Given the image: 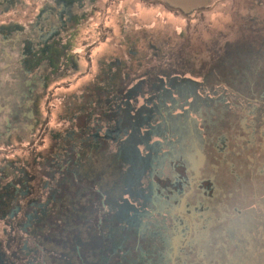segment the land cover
Masks as SVG:
<instances>
[{
  "label": "rangeland",
  "instance_id": "obj_1",
  "mask_svg": "<svg viewBox=\"0 0 264 264\" xmlns=\"http://www.w3.org/2000/svg\"><path fill=\"white\" fill-rule=\"evenodd\" d=\"M6 1L0 31L21 35L22 69L40 76L22 78L25 92L29 77L37 91L32 109L39 142L32 158L39 173L54 178L47 184L38 178L43 199L36 224L24 223L18 233L20 264H81L75 248L83 241L85 264H111L136 241V232L112 222L111 211L120 208L122 196L135 194V187L139 192L147 187L148 166L157 168L162 152L160 127L170 124L167 113L170 130L181 126L188 137L197 119L193 130L200 134L210 110L200 97L208 91L214 93L208 99L219 103L211 107L221 108L220 95L226 97L224 104L243 105L242 94L255 91L259 82L264 87V48L257 47L264 44V0H223L195 19L155 0ZM41 26L51 37L35 30ZM37 43L43 46L36 48ZM239 45L240 59L249 66L242 73L239 58H227ZM121 85L129 98L115 99ZM191 85L200 97L186 101ZM115 102L122 103L118 122ZM148 117L154 120L148 127L156 129L152 137H146ZM20 156L24 160L25 154ZM73 173L86 182L84 228L79 227L81 195ZM59 182L69 185V197L59 194L58 201L43 202ZM112 234L118 241L127 237L115 255H110Z\"/></svg>",
  "mask_w": 264,
  "mask_h": 264
},
{
  "label": "flooded vegetation",
  "instance_id": "obj_2",
  "mask_svg": "<svg viewBox=\"0 0 264 264\" xmlns=\"http://www.w3.org/2000/svg\"><path fill=\"white\" fill-rule=\"evenodd\" d=\"M155 1L195 19L223 0ZM257 47L262 49L264 44ZM241 49L239 45L238 51ZM20 53L18 42L7 43L0 31V264H20L18 233L24 223L36 224L43 199L38 178L46 184L54 179L53 173H39L36 158H32L40 125L32 109L35 90L30 81L26 82L28 93L22 88ZM239 61L243 64L239 72H245L249 66L243 59ZM259 79L254 76L253 82ZM254 89L241 95L246 98L243 105H226L225 95H220L218 101L224 106L210 107L203 133L193 130L197 119L192 121L188 137L183 127L171 129L172 133L171 125L162 124L164 139L158 145L162 152L158 167L148 166L147 187L142 192L135 187L137 192L127 196L125 215L120 208L111 211L115 225L123 223L127 233L136 232V241L126 242L128 251L111 264H264V87L259 82ZM210 93L214 94L208 91L207 100ZM149 123L147 120V127ZM155 132L148 127L150 137ZM170 135L173 140H167ZM66 175L63 178L68 180ZM72 176L81 195L79 227L84 228L86 182L74 173ZM68 186L59 182L43 202L58 201L59 194L68 198ZM94 192L101 199L100 192ZM118 238V234L109 238L110 255L121 251L119 245L127 237ZM139 238L142 243L137 245ZM84 244L87 242L75 248L81 264H85L84 252L80 253Z\"/></svg>",
  "mask_w": 264,
  "mask_h": 264
},
{
  "label": "trees",
  "instance_id": "obj_3",
  "mask_svg": "<svg viewBox=\"0 0 264 264\" xmlns=\"http://www.w3.org/2000/svg\"><path fill=\"white\" fill-rule=\"evenodd\" d=\"M263 44V43H262ZM228 53H229V57H227V58H229V59H240L241 58V56H240V52L238 51V49L237 48H230V50L228 51ZM231 53V54H230ZM221 59H222V57H221ZM224 60H226V58L224 59ZM193 86H195V85H191V86H187V89H190V91H186L185 93H184V95H185V97H186V101H187V99H189V98H194V101L198 98V97H200L198 94H199V92L197 91L196 93H198V94H193L194 93V90L193 89H195V88H193ZM122 85H121V89L120 90H118L116 93H115V95H114V97H115V99H126L127 97H128V92L126 93V92H122ZM196 95H197V98H196ZM129 98V97H128ZM192 98V99H193ZM206 104H207V106H209V107H211L212 105H213V103H216L215 102V100L213 101V99L212 100H207V98L205 97V98H202V97H200ZM217 101V100H216ZM130 102V104H132L131 103V101H129ZM119 102H115V109H116V111H115V116H114V118H115V121L116 122H118L119 121V116H118V111H119V109L121 108V106L120 105H122V103H119ZM130 108H131V110H133V108H132V106H130ZM195 110H188V112L192 115H195L194 112ZM150 113H152L153 114V117L155 116V115H157V114H155L154 112H150ZM185 114V113H184ZM167 118H168V120H169V122H170V124L172 125V123H171V121H170V116H169V113H167ZM148 122H154V120H153V118H152V120H149V117H148ZM196 123H197V121H196ZM169 124V123H168ZM169 124V125H170ZM149 129L152 131L153 129H155L154 127H149ZM143 130H145L144 129V126H143ZM172 130H175V129H172ZM155 131V130H154ZM153 131V132H154ZM173 133V132H172ZM140 136H142V135H140ZM147 137H150V135L147 133ZM168 140H173V135L171 136L170 135V138H168ZM36 148H38V146H36ZM124 195V194H123ZM73 198V197H72ZM118 201L120 202V204H121V206H120V209H123L124 211H121V213H122V216L123 215H125V211H126V208H125V206L127 207V205H126V203H128L129 201H128V198L126 197L125 199H123V196L120 198V199H118ZM103 206H105V205H103ZM112 236V235H111ZM102 251V250H101Z\"/></svg>",
  "mask_w": 264,
  "mask_h": 264
},
{
  "label": "crops",
  "instance_id": "obj_4",
  "mask_svg": "<svg viewBox=\"0 0 264 264\" xmlns=\"http://www.w3.org/2000/svg\"><path fill=\"white\" fill-rule=\"evenodd\" d=\"M59 2H60V0H59ZM5 3H8L6 0H0V9H2V6H3V4H5ZM80 15H81V13H79V16L78 17H80ZM53 23V22H52ZM46 29H47V27H44V26H41L40 27V29H35L36 31H39V30H41V33L42 34H45V33H48V36L49 37H51L50 36V31L48 30V31H46ZM2 32H4V31H2ZM5 33V36H6V42L7 43H14V42H18V44L21 46V35H18L17 33H6V32H4ZM47 36V37H48ZM30 39H31V41L34 43V40L35 39H33V38H31V35H30ZM41 46H43V45H41V44H39V43H37V46H36V48H40ZM45 46V45H44ZM9 47H8V45H7V53H8V51H9ZM20 50H22L21 49V47H20ZM22 52V51H21ZM21 60H22V56H21ZM35 74V75H37V73H36V71L34 70V69H30V71H28V69H26V70H24L23 71V69H22V63H21V80H22V78H23V75L24 76H30L31 74ZM38 76V78L40 77L39 75H37ZM27 81H30V84H31V87L32 88H34V90H35V93L37 92L36 91V84H35V82H31V80H30V77L29 78H27L26 79ZM34 80V79H33ZM35 93H34V95H35Z\"/></svg>",
  "mask_w": 264,
  "mask_h": 264
},
{
  "label": "water",
  "instance_id": "obj_5",
  "mask_svg": "<svg viewBox=\"0 0 264 264\" xmlns=\"http://www.w3.org/2000/svg\"><path fill=\"white\" fill-rule=\"evenodd\" d=\"M170 4H172L174 6V2L173 1H169Z\"/></svg>",
  "mask_w": 264,
  "mask_h": 264
}]
</instances>
